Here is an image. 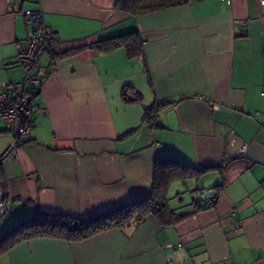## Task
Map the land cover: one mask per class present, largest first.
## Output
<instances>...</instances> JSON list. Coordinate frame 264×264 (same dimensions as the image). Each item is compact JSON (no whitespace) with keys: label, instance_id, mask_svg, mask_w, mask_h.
<instances>
[{"label":"crops","instance_id":"0c3cea01","mask_svg":"<svg viewBox=\"0 0 264 264\" xmlns=\"http://www.w3.org/2000/svg\"><path fill=\"white\" fill-rule=\"evenodd\" d=\"M114 2L0 0L1 91L25 77L16 64L30 30L23 10L41 8L56 37L35 98L45 111L1 168L0 190L13 200L0 240L36 211L84 218L150 195L156 159L210 169L169 185L170 208L189 214L176 223L147 215L81 241L3 242L0 264H264V6L185 0L133 15ZM132 31L142 55L88 47ZM160 101L152 123L144 105ZM14 140L1 122L0 154ZM187 188L195 194L184 200ZM204 190L215 206L196 209Z\"/></svg>","mask_w":264,"mask_h":264},{"label":"trees","instance_id":"16d2710c","mask_svg":"<svg viewBox=\"0 0 264 264\" xmlns=\"http://www.w3.org/2000/svg\"><path fill=\"white\" fill-rule=\"evenodd\" d=\"M185 0H115L114 6L133 15L154 12L167 7L181 4ZM88 47L98 51H109L117 47H123L129 57L142 55L143 40L136 31L120 34L93 42ZM80 48L66 54L74 53ZM40 90V89H39ZM35 93V98L39 93ZM124 89V95L126 94ZM133 94V93H132ZM134 99L141 102L138 93ZM162 101L152 106H145V118L152 123L155 121V112ZM210 168L196 169L176 158L156 159L153 169L152 192L146 197L131 200L128 203L118 205L114 208L79 218L62 213H44L36 211L30 218L19 221L8 228L2 240L0 249H5L11 242L20 239L34 237L58 238L66 241H81L98 233L113 229L127 228L136 225L147 215L154 216L162 224H173L184 219L189 214L178 213L168 205L167 191L169 185L177 179L186 180L189 177H197L199 173ZM0 167V178H1ZM222 184L215 186L220 189ZM212 204H207L206 199L202 203L196 202V209L214 207L217 194L209 197Z\"/></svg>","mask_w":264,"mask_h":264},{"label":"built area","instance_id":"2783aa9c","mask_svg":"<svg viewBox=\"0 0 264 264\" xmlns=\"http://www.w3.org/2000/svg\"><path fill=\"white\" fill-rule=\"evenodd\" d=\"M230 2V0H227ZM264 6V0H258ZM28 24L29 36L16 54V64L25 70L23 81L9 91L0 90V123L3 122L6 130L15 138L14 142L0 154V167H5L7 161L18 155L19 138L33 127L32 115L44 108H38L35 102V93L40 89L42 75L41 62L45 55L51 53L56 42L53 30L45 22L42 9H25L22 11ZM246 21L235 23V34L242 35ZM56 61V58L53 59ZM2 197H4L2 199ZM13 196L0 190V217L9 209ZM207 204L212 201L206 199ZM170 264V263H165Z\"/></svg>","mask_w":264,"mask_h":264},{"label":"rangeland","instance_id":"374dc122","mask_svg":"<svg viewBox=\"0 0 264 264\" xmlns=\"http://www.w3.org/2000/svg\"><path fill=\"white\" fill-rule=\"evenodd\" d=\"M182 191H184L182 194H181V196H182V198L185 200V199H187L188 197H190L191 195L193 196L195 193V191H193L191 188H187V190L186 189H184V190H182ZM176 191L175 190H173V188L171 189V191H170V195L169 196H171V197H177V195H176V193H175ZM191 196V197H192Z\"/></svg>","mask_w":264,"mask_h":264},{"label":"water","instance_id":"95a60500","mask_svg":"<svg viewBox=\"0 0 264 264\" xmlns=\"http://www.w3.org/2000/svg\"><path fill=\"white\" fill-rule=\"evenodd\" d=\"M202 198L208 199L209 197L214 195V192L212 190H204L201 192Z\"/></svg>","mask_w":264,"mask_h":264}]
</instances>
